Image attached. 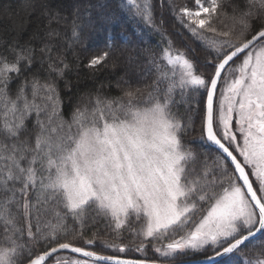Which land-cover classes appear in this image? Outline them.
I'll return each mask as SVG.
<instances>
[{
	"label": "snow or ice",
	"instance_id": "1",
	"mask_svg": "<svg viewBox=\"0 0 264 264\" xmlns=\"http://www.w3.org/2000/svg\"><path fill=\"white\" fill-rule=\"evenodd\" d=\"M121 4L160 36L159 54L149 53L136 74L153 78L133 87L125 73L120 96L85 97L70 120L61 113L58 84L39 76L45 59L49 76L70 70L63 59L51 61L49 45L40 49L41 68L15 95L9 85L32 70L35 49L13 41L12 58L0 54V264H264V0H191L179 9L169 0L203 56L187 43V50L175 46L164 21L155 23L151 0ZM103 7L77 9L70 22L72 43L85 26L107 31L88 69L117 52L111 26L118 18ZM118 36L125 44L131 39L123 30ZM135 59L130 55L129 64ZM193 112L199 135L186 142L196 131ZM193 143L215 151L212 167L197 170L198 155L206 153ZM100 221L118 238L127 229L141 242L105 241L116 255L77 246H95L85 231ZM64 250L83 258H56ZM129 251L143 258H126Z\"/></svg>",
	"mask_w": 264,
	"mask_h": 264
},
{
	"label": "trees",
	"instance_id": "2",
	"mask_svg": "<svg viewBox=\"0 0 264 264\" xmlns=\"http://www.w3.org/2000/svg\"><path fill=\"white\" fill-rule=\"evenodd\" d=\"M151 2L155 23L159 25L161 19L164 21L163 27L175 46L187 50L185 47L187 43L197 49L196 54L198 56H203V49L199 43L194 41L187 32H184L176 22L171 9L168 7L169 0H164L163 7H161L160 0H151ZM98 3L104 5L100 11L106 16L114 15L118 18V23L111 26L112 34L116 36L117 52L108 59L105 65L93 70L86 68L85 65H87L93 55H98L104 50L103 46L107 31L96 32L92 28L85 26L80 32L79 42L72 43L70 22L73 19L75 10L79 9L83 13L85 6H95ZM171 3L177 9L185 6V4L191 7V0H171ZM46 10L48 15L44 14ZM55 14H59L60 17H67V22L52 20L51 24H49L50 17ZM98 16L99 12L93 7L92 19L96 21V27H99L100 23ZM122 30L131 36L127 44L118 36ZM177 32H183V37L177 35ZM49 33L52 34L50 35ZM13 41L18 42L20 45L30 44L35 49V52L32 70L24 72L21 77L11 82L9 85L10 95H15L21 80L31 79L32 73L41 68L39 60L42 53L40 49L46 44L51 47V61L63 59L70 66V70L65 71L63 78L56 77L54 73L49 76L46 70L50 61L45 59L42 66L43 70L39 73L42 83L55 81L58 84L62 101L61 113L65 120L71 119L72 110L75 107L82 106L85 102V97L95 96L98 91L99 94L107 97L120 96L122 89L127 88L128 85L122 84L121 87H117V81L119 77L125 76V73H128V79L133 87L150 83L153 76H149L146 80H140L136 74L142 72L144 65L147 63L146 56L149 53L158 55L160 52V46H158L160 36L152 32L142 21L132 17L127 8L121 4V0H0V54H7L9 59L12 56L7 49ZM140 49L148 51L141 53ZM130 55L136 57L131 64L128 62ZM114 62H116L115 68H113ZM66 81L71 84L70 89L65 88ZM184 110V106H181L180 114H183ZM192 115L195 119V112ZM34 120L35 116L33 115L27 121L29 129L32 128ZM195 128L196 131L188 133L185 138L186 142L199 135L198 119H195ZM192 147L197 153L202 150L206 153V155H198L195 161L197 170L199 171L205 164L208 167H212L216 155L215 151L209 149L207 144L193 143ZM68 223L69 225L72 224L71 219L68 220ZM33 231H35V227ZM121 235L123 238H118L110 228L105 227L103 221H100L96 227H89L85 231V238L94 239L95 246H86L82 241L77 242V246L89 247V250L105 255H116L118 254L117 252L105 249V241L109 244H126L130 246L138 245L141 242L139 238L134 239L127 229ZM243 252L248 257L254 255L247 248H244ZM148 255H152L150 248ZM126 257L140 259L143 258V254L129 251ZM56 258L70 261L72 258L82 259L83 257L69 251H62ZM25 264H27L26 261Z\"/></svg>",
	"mask_w": 264,
	"mask_h": 264
},
{
	"label": "water",
	"instance_id": "3",
	"mask_svg": "<svg viewBox=\"0 0 264 264\" xmlns=\"http://www.w3.org/2000/svg\"><path fill=\"white\" fill-rule=\"evenodd\" d=\"M64 251H69V252H71L70 250H64ZM77 255H80V254H77ZM81 256V255H80ZM127 258V257H126Z\"/></svg>",
	"mask_w": 264,
	"mask_h": 264
},
{
	"label": "rangeland",
	"instance_id": "4",
	"mask_svg": "<svg viewBox=\"0 0 264 264\" xmlns=\"http://www.w3.org/2000/svg\"><path fill=\"white\" fill-rule=\"evenodd\" d=\"M72 259H78V258H72ZM80 259V258H79Z\"/></svg>",
	"mask_w": 264,
	"mask_h": 264
}]
</instances>
